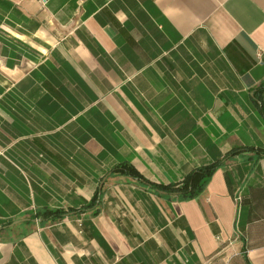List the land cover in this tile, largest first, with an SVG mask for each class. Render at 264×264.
<instances>
[{"label": "crops", "instance_id": "0c3cea01", "mask_svg": "<svg viewBox=\"0 0 264 264\" xmlns=\"http://www.w3.org/2000/svg\"><path fill=\"white\" fill-rule=\"evenodd\" d=\"M263 84L264 0H0V264H264Z\"/></svg>", "mask_w": 264, "mask_h": 264}, {"label": "trees", "instance_id": "16d2710c", "mask_svg": "<svg viewBox=\"0 0 264 264\" xmlns=\"http://www.w3.org/2000/svg\"><path fill=\"white\" fill-rule=\"evenodd\" d=\"M264 90V84L261 88ZM262 112L264 114V106L262 107ZM249 151V150H248ZM236 151L231 152L226 159H229L236 155ZM222 162H216L212 165L202 167L194 172L190 173L180 184L174 186H158V188L165 190L171 193H177L179 199L181 200H192L197 198L205 189L208 184L210 178L214 175V173L221 167ZM126 173L136 179L142 180V176L130 165H122L116 169V172ZM151 187H157L151 184ZM61 211H46L44 212V216H51L55 219L62 218L60 214Z\"/></svg>", "mask_w": 264, "mask_h": 264}, {"label": "built area", "instance_id": "2783aa9c", "mask_svg": "<svg viewBox=\"0 0 264 264\" xmlns=\"http://www.w3.org/2000/svg\"><path fill=\"white\" fill-rule=\"evenodd\" d=\"M237 201H240V198H238Z\"/></svg>", "mask_w": 264, "mask_h": 264}]
</instances>
